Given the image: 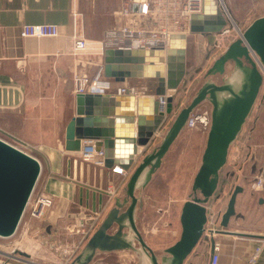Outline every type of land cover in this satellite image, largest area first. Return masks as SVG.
<instances>
[{
  "label": "water",
  "instance_id": "1",
  "mask_svg": "<svg viewBox=\"0 0 264 264\" xmlns=\"http://www.w3.org/2000/svg\"><path fill=\"white\" fill-rule=\"evenodd\" d=\"M225 25L226 21L215 3L214 7L209 8L206 0H203L202 13L190 16L188 30L191 34L213 35L219 33ZM186 44L185 34H174L169 37L165 50H106L102 67L105 78L121 84L128 79H152L156 81V87L151 95H129L127 100L133 102L134 113L125 119L132 126V131L125 136L116 135L115 114L103 107L107 100L114 102V96L76 95L75 116L65 129L64 150L77 153L83 141L95 142L97 149L104 151L105 169L119 165L124 171L130 170L135 163L134 159L142 154V149L149 146L164 123L156 97L176 93L185 77ZM252 56L264 69V16L254 20L244 30L242 39L231 43L213 62L206 76L223 75L228 63L233 64L231 75L221 84L206 82L190 103L179 111L159 145L143 156L130 175L125 186L127 199L114 203L83 252L70 264H90L96 251L109 253L123 250L144 254L150 264H183L202 238L206 205L217 190L219 172L226 164L229 148L241 131L263 83V75ZM204 101L211 106V123L201 165L192 183L193 196L184 202L181 209L179 240L165 249V255L159 260L144 242L135 224V211L137 206L141 207L135 190L140 185L142 175L144 184L151 180L169 148L185 128L189 115ZM172 106L173 97L170 96L166 100L167 116ZM146 120H150L148 124ZM40 173L38 160L0 138V238H9L15 233ZM242 191L240 186L234 187L220 218L219 226L222 229L227 228L235 215L236 198ZM95 209L92 205L91 211ZM100 209L101 204L97 207V210ZM87 223L92 221L88 220ZM113 228L114 234H109ZM135 242L140 249L135 247ZM214 245L211 239L210 255L213 254Z\"/></svg>",
  "mask_w": 264,
  "mask_h": 264
},
{
  "label": "crops",
  "instance_id": "2",
  "mask_svg": "<svg viewBox=\"0 0 264 264\" xmlns=\"http://www.w3.org/2000/svg\"><path fill=\"white\" fill-rule=\"evenodd\" d=\"M83 4L84 0H0V136L35 152L41 168L44 167L47 172L38 195L50 197L53 206L39 221L52 227L59 222H71L73 227L78 226L81 230L83 226L86 227L88 215L95 213L94 216L98 217L103 212L101 209L108 208L109 212L116 201L123 202L127 199L125 186L130 175L143 156L159 145L178 113L173 104L164 123L166 130L163 131L164 126L160 128V136L147 148L142 149V154L134 159V165L126 171L125 176L112 172L114 167L121 168L119 165L111 169L98 168L83 163L79 157L73 156L75 153L64 150L65 129L75 116V98L78 95L72 78L79 69L91 77L103 67V57L98 55L75 56L74 34L85 37L91 47L95 46L91 43H96L88 36L90 25L81 18ZM39 24L58 26L59 35L55 38L21 36L23 25ZM146 81L150 83L147 85ZM111 85L110 96L116 99L114 102L107 100L103 107L115 114L116 135L125 136L132 131V126L127 124L125 119L134 113L133 102L127 100L130 94L117 95L116 90L123 87L145 88L144 93H136L135 97L151 95L156 81L128 79L126 83L121 84L111 80ZM149 121L146 120L145 123L148 124ZM178 141L179 139L175 144ZM172 149L171 146L160 168L147 184H144L142 175L140 185L135 190L141 207L143 200L147 199L152 191L155 176L165 165ZM248 160L249 170L240 171L243 172L240 177L245 184L236 185L243 189L236 198V216L230 219L226 229H222L219 223L225 211L223 210L216 227L219 233L211 238L220 248L218 264H251L250 259L258 247H261V250L254 264H264V188L253 189L252 195L248 190L255 178H264V161L261 166L257 163L254 165L259 161L255 152ZM220 173L221 171L219 181ZM109 188L114 190V193H108ZM214 195L206 205L207 210L216 209ZM260 200L263 202L260 203ZM99 204L101 209L97 210ZM92 205L96 207L94 212L91 211ZM141 207H137L135 215ZM144 209L145 207L142 211ZM80 214H83V217H80ZM179 217L180 214L178 220ZM223 231L226 233H221ZM211 239L201 238L183 264H209ZM149 247L159 260L156 252L167 249L156 245ZM134 255L137 258L136 264H148V260L140 258L142 254L131 250L99 253L90 264H124V257Z\"/></svg>",
  "mask_w": 264,
  "mask_h": 264
},
{
  "label": "rangeland",
  "instance_id": "3",
  "mask_svg": "<svg viewBox=\"0 0 264 264\" xmlns=\"http://www.w3.org/2000/svg\"><path fill=\"white\" fill-rule=\"evenodd\" d=\"M224 2L232 21L242 32L254 20L264 16V0H224ZM119 5L120 0H84L81 7V18L90 25L89 37L96 42L103 37V33L112 27V12ZM185 35L187 36L186 73L177 92L173 93V99H175L173 104L178 113L190 103L206 82L221 84L233 71V64L228 63L223 75L206 76L213 62L224 53L223 50L213 48V35L191 34L189 30ZM91 44L95 45V42ZM145 83L148 85L150 82L146 81ZM205 110L211 111V106L207 101L202 102L193 112ZM166 128L167 126L164 125L163 131ZM207 133L208 131L200 129L189 130L184 128L171 145L173 149L170 151L165 165L155 176L152 191L148 198L142 202L145 209L142 211L143 207H141V210L138 209L136 213L137 226L147 245L169 248L170 245L172 246L179 240L178 216L184 201L191 197L192 183L201 165V155L205 149ZM0 138L17 146L35 159H39L35 152L4 137L0 136ZM178 139L179 141L175 144ZM253 152L259 160L254 165L257 163L258 166H261L262 161H264V77L255 103L241 131L231 144L226 164L221 169L217 193L214 195V201L217 202L214 210L219 214L226 209L234 187L240 183L245 184L242 181L243 178L240 177L243 172L240 171L248 169L247 166L250 164L248 159ZM73 156L79 157L77 154ZM46 176L47 172L43 167L33 191V199L38 195ZM252 183L250 185L251 190L248 189L250 195L254 193ZM107 209H101L103 214L99 221L104 218ZM46 225L39 220H29L28 214H25L15 237L0 238L1 254H9L31 264H70L83 252L85 226L81 230L78 226L73 227L71 222H59L55 224V227ZM25 227L28 229L27 233L21 237V232L26 229ZM136 246L138 245L136 244ZM156 253L160 258L165 255L163 249ZM140 258L148 260L144 254ZM123 260L124 264L128 262V264H136L137 258L134 255L124 257ZM147 262L150 264L149 260Z\"/></svg>",
  "mask_w": 264,
  "mask_h": 264
},
{
  "label": "built area",
  "instance_id": "4",
  "mask_svg": "<svg viewBox=\"0 0 264 264\" xmlns=\"http://www.w3.org/2000/svg\"><path fill=\"white\" fill-rule=\"evenodd\" d=\"M213 1L226 21V25L221 31L213 34V48L225 52L231 43L238 39H242L243 32L232 21L224 0ZM202 4L203 0H120L119 7L112 12V27L104 32L103 37L95 43L94 47H91L82 35L74 34L75 56L91 54L103 57L104 52L110 49L119 51L165 50L168 47L169 37L171 35L185 34L187 32L190 16L201 14ZM58 35L59 28L54 24L23 25L21 27V36L24 38H55ZM252 57L264 77V69L260 66L255 56ZM72 80L77 94H112L111 80L103 76L102 68L91 77L83 70L79 69ZM141 91L144 93L146 89L123 87L118 88L116 94L124 95L128 93L136 96V93H140ZM173 95V93H169L164 96L156 97L159 104V113H162L165 119L164 123L167 117L166 100L170 96L173 97ZM164 123L162 126H164ZM210 123L211 111L192 112L186 120L185 128L189 130L200 129L208 131ZM159 136L160 132L158 130L154 139ZM4 141L21 150L8 141ZM23 148L28 149L27 147ZM75 154L79 156L83 163L104 169V151L102 149H97L93 142L83 141L79 152ZM112 172L120 176L126 175V171L117 167H114ZM252 188L254 190L263 189L264 178L258 177L256 181L252 183ZM107 192L112 194L114 190H110L109 188ZM32 197L33 192L27 202L15 233L9 238H13L18 234L20 224L25 214H28L29 220H42L47 210L53 206V200L48 196L39 194L34 199ZM219 216L220 214L218 212L207 210L202 238H213L217 231L216 227ZM81 226H83V224ZM27 230L26 228L21 232V237L26 235ZM260 250L261 247L255 249V253L250 259L251 264L256 262ZM219 251L220 248L218 244H215L209 264H218ZM0 264L31 263L9 254H1L0 252Z\"/></svg>",
  "mask_w": 264,
  "mask_h": 264
},
{
  "label": "flooded vegetation",
  "instance_id": "5",
  "mask_svg": "<svg viewBox=\"0 0 264 264\" xmlns=\"http://www.w3.org/2000/svg\"><path fill=\"white\" fill-rule=\"evenodd\" d=\"M216 193V192H215ZM214 193V194H215ZM193 196V194H192V192H191V197ZM197 196L199 197V194H197ZM213 197V196H212ZM217 200V199H216ZM209 202V201H208ZM128 204H129V202H128ZM127 204V205H128ZM138 207V206H137ZM137 210V209H136ZM136 212V211H135ZM107 213L108 212H106V214H105V216L107 215ZM103 213H101L98 217L97 216H94V215H89V220H91L92 221V223H90V224H88V223H86V227H85V234H84V246L88 243V241L91 239V237L93 236V234L96 232V230L98 229V227L100 226V224H101V222L103 221V219L105 218V216H104V218H102L100 221H99V219H100V216L102 215ZM138 221H137V218H136V215H135V224H136V226H137V223ZM137 228H138V226H137ZM138 230H139V228H138ZM114 232H115V228H113V229H111L110 231H109V234H114ZM124 232H126V233H128L129 232V230H124ZM140 232V231H139ZM200 242V241H199ZM136 244L138 245V246H136ZM135 247L137 248V249H140V246H139V244L138 243H136L135 242ZM150 248V247H149ZM117 252V251H116ZM99 253H103V252H99V251H96V253H95V255H94V257H93V259H92V261L94 260V258H96V255L97 254H99ZM109 253H113V252H109ZM91 261V262H92ZM90 262V263H91Z\"/></svg>",
  "mask_w": 264,
  "mask_h": 264
},
{
  "label": "bare ground",
  "instance_id": "6",
  "mask_svg": "<svg viewBox=\"0 0 264 264\" xmlns=\"http://www.w3.org/2000/svg\"><path fill=\"white\" fill-rule=\"evenodd\" d=\"M207 4H208V7H214V2L213 0H206Z\"/></svg>",
  "mask_w": 264,
  "mask_h": 264
},
{
  "label": "trees",
  "instance_id": "7",
  "mask_svg": "<svg viewBox=\"0 0 264 264\" xmlns=\"http://www.w3.org/2000/svg\"><path fill=\"white\" fill-rule=\"evenodd\" d=\"M217 193V192H216Z\"/></svg>",
  "mask_w": 264,
  "mask_h": 264
}]
</instances>
